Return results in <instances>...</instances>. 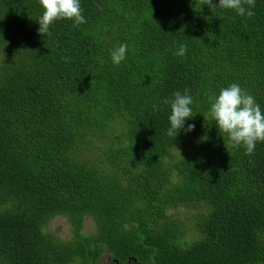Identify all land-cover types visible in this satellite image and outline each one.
Masks as SVG:
<instances>
[{"label": "trees", "instance_id": "16d2710c", "mask_svg": "<svg viewBox=\"0 0 264 264\" xmlns=\"http://www.w3.org/2000/svg\"><path fill=\"white\" fill-rule=\"evenodd\" d=\"M80 3L86 23L43 36L39 0H0V264H264V142L246 154L209 115L233 82L264 109V0L251 18L203 0ZM185 89L195 128L172 138L163 101Z\"/></svg>", "mask_w": 264, "mask_h": 264}, {"label": "clouds", "instance_id": "9594fccd", "mask_svg": "<svg viewBox=\"0 0 264 264\" xmlns=\"http://www.w3.org/2000/svg\"><path fill=\"white\" fill-rule=\"evenodd\" d=\"M43 8L41 16L38 18V32L45 36L50 34L49 29L55 21L69 19L74 21V27L86 23L83 15L84 9L80 0H39ZM208 5L211 10L217 6L223 9H232L244 17L251 18L255 15L252 10L255 8V0H219V4H214L213 0H203V5ZM248 7H245V6ZM128 51L127 43H121L110 52L112 63L119 66L126 59ZM187 46L180 44L174 53L177 56H185ZM66 62L70 58H64ZM172 100H164V104H170L171 114L169 116L170 127L167 130L169 137L175 138L181 129L185 132L192 131L194 124H188L185 129L186 119L194 116L192 105L193 97L189 90L183 93L176 91ZM209 115L215 121L220 133L226 134L233 146H244L246 154H252L258 142H264V109L261 108L256 98L238 83H231L227 87L220 89L218 95L209 97ZM154 110H159L154 104ZM208 121V116L203 115Z\"/></svg>", "mask_w": 264, "mask_h": 264}, {"label": "rangeland", "instance_id": "374dc122", "mask_svg": "<svg viewBox=\"0 0 264 264\" xmlns=\"http://www.w3.org/2000/svg\"><path fill=\"white\" fill-rule=\"evenodd\" d=\"M189 210H194V211H189ZM176 211L181 213L182 218L190 217L192 215L193 219L195 221L196 210L193 209L192 207H186V208L181 207V208H179V210H176ZM191 222H193V220L184 221V223H188V224L191 223ZM49 225H50V227L53 230H55L56 232L59 233V236H61L63 238L68 237L69 234H70V230L68 229V222L65 219H63V218L54 219ZM180 225L182 226V224H180ZM92 227H93V225H91L90 222L88 221L86 229H89V228H92ZM182 228H186L189 232H190V230H192L188 226H185V227H182ZM183 231H184V229H183ZM106 259H107V256L106 255H102L101 256V260L97 264H103L106 261Z\"/></svg>", "mask_w": 264, "mask_h": 264}]
</instances>
